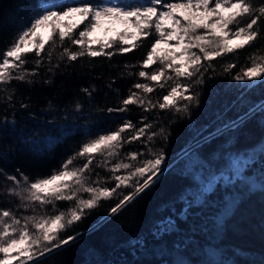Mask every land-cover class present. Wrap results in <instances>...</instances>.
<instances>
[{
    "label": "trees",
    "instance_id": "obj_1",
    "mask_svg": "<svg viewBox=\"0 0 264 264\" xmlns=\"http://www.w3.org/2000/svg\"><path fill=\"white\" fill-rule=\"evenodd\" d=\"M41 2L0 0V53L10 46L18 29L35 14ZM256 27L261 34L249 46L202 61L206 69L201 70L202 76L179 78L180 83L191 85L186 95L199 94L200 103L190 105L189 114L159 108L144 111L136 104L129 105L126 112L107 111L121 107L130 90L139 92L133 87L135 83L154 87L152 93L144 94L153 102L169 91L173 81L162 80L165 87L160 88L138 75L141 70L151 74L162 67L159 61L147 68L141 66L156 38L154 29L153 35L141 39L128 53L116 52L117 45L105 49L113 51L111 57L85 55L76 61L69 62L66 57L60 60L63 47H79L69 40L61 46L58 39L54 48L46 46V51L52 53L51 64L45 53L39 68L34 63V53L25 57V69L37 68L38 75L29 77L34 82L13 80L10 85H0V123L5 118L9 122L0 130V208L30 215L16 207V197L6 195L4 189L12 183L6 175L19 177L17 169L30 178L50 175L62 160L78 150L82 141L90 138L88 133L91 137L104 134L125 120L140 127L146 116L153 130L162 127L169 134L167 141L157 137L148 142L142 138L124 144L122 157L135 151L150 158L149 149L162 148L165 159L161 168H165L159 178L114 215L111 207L132 189L121 188L112 198L102 199L98 207L61 234L74 235L76 239L40 258L39 264H264V186L250 189L236 174L229 182L213 179L215 183L207 193V186L202 185L208 176H218L219 170L228 168L229 154L238 156L264 144V113L253 116L238 135L217 133L222 112L230 108L227 117L235 118L264 100V84L249 86L232 79L241 68L250 65V56H264V19ZM229 64L236 66L225 72ZM50 66L54 67L51 73L47 71ZM197 79L203 83H196ZM85 88L91 96L82 91ZM9 94L11 100L7 99ZM65 129L71 131L66 133ZM46 137L58 139L52 144L32 142L44 141ZM260 157L264 158V154L260 153ZM260 166L264 168V162ZM95 172L104 178L105 186H115L108 169L95 168ZM72 205L70 201L57 202L62 211Z\"/></svg>",
    "mask_w": 264,
    "mask_h": 264
},
{
    "label": "snow or ice",
    "instance_id": "obj_2",
    "mask_svg": "<svg viewBox=\"0 0 264 264\" xmlns=\"http://www.w3.org/2000/svg\"><path fill=\"white\" fill-rule=\"evenodd\" d=\"M261 19H264V0L258 3L254 0H145L143 3H129L127 0H71L69 3L42 0L35 14L18 29L10 46L0 53V85H10L13 80L33 83L29 77L38 75L37 68L44 60L42 53L51 64L52 53L46 51V46L54 48L57 39L61 46L69 40L71 45L79 47V50L63 47L60 60L66 57L71 62L85 55L111 57L113 51L106 52L105 49H113L114 45H117L116 52L128 53L141 39L153 35L154 29L156 38L141 66L147 68L159 61L162 67L151 74L141 70L138 75L155 82L160 88L165 87L162 80L173 81L169 91L161 100L153 102L144 94L152 93L154 87L148 83H135L133 87L140 91L130 90L129 95L122 99L121 107L108 108L107 111L126 112L129 105L136 104L144 111L159 108L189 114L190 105H199V94L186 95L191 85L180 83L179 78L202 76L201 70H206L202 61H211L252 44L261 34L256 27ZM77 29H81L78 34ZM172 41L175 43H170ZM94 45L99 48H94ZM33 53L37 57L34 62L37 68L25 69V57ZM249 61L250 65L241 68L232 79L249 86L256 82L264 84V56L258 59L250 56ZM235 66L229 64L225 72ZM47 71L53 72L54 67L50 66ZM44 82L48 83V80ZM196 83H203V80L197 79ZM82 91L89 96L92 94L87 88ZM7 99L11 100L12 95L9 94ZM181 101L186 103L181 104ZM21 107L27 108V105L21 104ZM227 110L219 116L222 123L217 133L238 135L253 116L264 113V100L235 118H228ZM147 120L148 117H143L140 127L125 120L115 130L104 134L94 137L86 134L90 138L82 141L78 150L62 160L60 167L50 175L30 178L20 169L16 170L19 177L6 175V180L12 182L4 189L6 195L16 197L19 200L16 207L31 214L0 208V264H39L40 258L76 239L74 235L61 234L82 220L86 212L98 207L102 199L112 198L121 188L132 189L111 207L110 212L114 215L150 188L162 173L163 149H149L150 158H143V153L135 151L121 156L124 144L142 138L148 142L157 137L167 141L169 134L166 129L153 130V124ZM8 123L5 118L0 123V130ZM70 131L65 129L66 133ZM126 131L130 135H124ZM56 139L46 137L44 141L32 142L52 144ZM260 151L264 154V145ZM95 168L108 169L111 173L109 179L115 181V186H105L104 178L95 172ZM122 171L125 174L121 175ZM235 173L242 178L240 166L236 167ZM253 187L259 188L260 183ZM211 190V184L204 188L205 193ZM84 193L88 194L87 198H84ZM59 201H70L73 205L62 211L57 206Z\"/></svg>",
    "mask_w": 264,
    "mask_h": 264
},
{
    "label": "rangeland",
    "instance_id": "obj_3",
    "mask_svg": "<svg viewBox=\"0 0 264 264\" xmlns=\"http://www.w3.org/2000/svg\"><path fill=\"white\" fill-rule=\"evenodd\" d=\"M170 43H175V42L172 41ZM93 47L96 49L99 48L98 45H94ZM161 47H164V45H161ZM260 148L261 146H258L256 147V150L247 151L245 154H241L238 156H232L229 154L228 155V161H229L228 168L226 170H219L218 176H212V177L208 176L207 180L204 181L202 185L204 186H207L208 184L213 185L215 182H212V180L213 179L216 180L217 178H220L221 183L223 180H226L224 182H229L230 179L235 178L236 167L240 166L241 174H242V178H240V180H242L243 182H246L249 185L250 189L252 188L254 189L253 185L259 184V183H260L259 188H262L264 186V180H261V177H264V170H263L264 168H262L263 166H260V165H261V162H264V158L263 157H260V159L258 158V155L261 153ZM185 151L182 152V154L185 153ZM164 168L165 166L162 168V170ZM227 211H230V210H227ZM78 233H81V232H78Z\"/></svg>",
    "mask_w": 264,
    "mask_h": 264
},
{
    "label": "bare ground",
    "instance_id": "obj_4",
    "mask_svg": "<svg viewBox=\"0 0 264 264\" xmlns=\"http://www.w3.org/2000/svg\"><path fill=\"white\" fill-rule=\"evenodd\" d=\"M183 151V150H182Z\"/></svg>",
    "mask_w": 264,
    "mask_h": 264
}]
</instances>
